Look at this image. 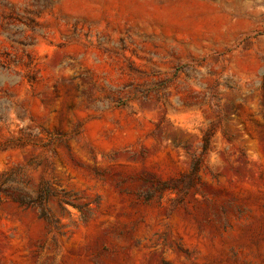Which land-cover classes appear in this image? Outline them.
<instances>
[{
  "label": "rangeland",
  "instance_id": "374dc122",
  "mask_svg": "<svg viewBox=\"0 0 264 264\" xmlns=\"http://www.w3.org/2000/svg\"><path fill=\"white\" fill-rule=\"evenodd\" d=\"M18 167L0 264H264V0H0Z\"/></svg>",
  "mask_w": 264,
  "mask_h": 264
},
{
  "label": "trees",
  "instance_id": "16d2710c",
  "mask_svg": "<svg viewBox=\"0 0 264 264\" xmlns=\"http://www.w3.org/2000/svg\"><path fill=\"white\" fill-rule=\"evenodd\" d=\"M200 160H196L193 164V174H196L200 169ZM24 169L18 167L5 171L0 176V206L4 203L12 202L18 204L20 207L33 209L38 213L40 219H43L52 228H57L58 222L50 215L47 208V203L56 198L59 200V204L62 207L63 203L71 205L67 201L66 194H62L63 199L59 198L60 192L54 188L49 181H41L36 192L30 191L24 187V184H29L25 180Z\"/></svg>",
  "mask_w": 264,
  "mask_h": 264
}]
</instances>
